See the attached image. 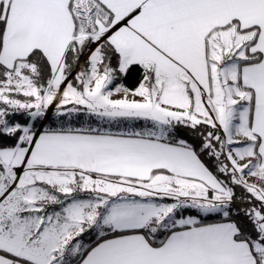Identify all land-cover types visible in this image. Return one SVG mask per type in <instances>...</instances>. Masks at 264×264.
Returning a JSON list of instances; mask_svg holds the SVG:
<instances>
[{
	"label": "snow or ice",
	"instance_id": "1",
	"mask_svg": "<svg viewBox=\"0 0 264 264\" xmlns=\"http://www.w3.org/2000/svg\"><path fill=\"white\" fill-rule=\"evenodd\" d=\"M0 264H264V0H0Z\"/></svg>",
	"mask_w": 264,
	"mask_h": 264
},
{
	"label": "trees",
	"instance_id": "2",
	"mask_svg": "<svg viewBox=\"0 0 264 264\" xmlns=\"http://www.w3.org/2000/svg\"><path fill=\"white\" fill-rule=\"evenodd\" d=\"M128 83H129V84H131V83H132V81L130 80V81H128Z\"/></svg>",
	"mask_w": 264,
	"mask_h": 264
}]
</instances>
